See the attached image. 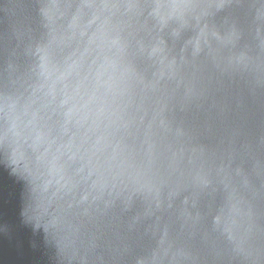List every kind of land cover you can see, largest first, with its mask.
<instances>
[{"label": "water", "instance_id": "1", "mask_svg": "<svg viewBox=\"0 0 264 264\" xmlns=\"http://www.w3.org/2000/svg\"><path fill=\"white\" fill-rule=\"evenodd\" d=\"M0 264H264V0H0Z\"/></svg>", "mask_w": 264, "mask_h": 264}]
</instances>
